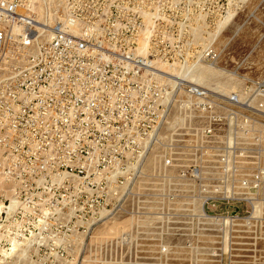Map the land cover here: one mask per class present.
Listing matches in <instances>:
<instances>
[{
  "label": "rangeland",
  "instance_id": "374dc122",
  "mask_svg": "<svg viewBox=\"0 0 264 264\" xmlns=\"http://www.w3.org/2000/svg\"><path fill=\"white\" fill-rule=\"evenodd\" d=\"M17 1L35 32L0 52V264H264L258 222H202L199 175L202 103L226 97L264 165V0ZM58 29L85 50L34 62Z\"/></svg>",
  "mask_w": 264,
  "mask_h": 264
},
{
  "label": "built area",
  "instance_id": "2783aa9c",
  "mask_svg": "<svg viewBox=\"0 0 264 264\" xmlns=\"http://www.w3.org/2000/svg\"><path fill=\"white\" fill-rule=\"evenodd\" d=\"M33 23V19L22 11L17 0H0V52L8 46L10 41L26 45L29 40H33L28 38L34 36ZM11 25L19 26L21 32L9 33L6 27ZM56 31L50 42L40 43L39 47L44 51L31 56L34 62L39 58L42 59L48 51H55L56 55L63 50H66L68 54L82 53L85 50L82 48V42L76 41L74 36H68L59 29ZM40 62L32 67L36 76L42 77L43 69L37 70ZM234 104L235 99L232 97H226L218 105L210 102L202 103V115L205 114L209 119L221 118L218 127L208 120L207 124L200 129L202 156L200 155L199 175L203 198L202 222L205 225L215 224L219 232L228 223L231 230L233 228L232 232H236L239 220L244 222L255 220L258 223L254 225V229L259 233L256 237L257 243L264 245V224L262 223L264 206L261 203L256 204L255 210L253 209L254 192L264 190V187L260 186V183L264 182V165L258 166L255 173L252 171L247 154L249 149L247 140L250 139L251 127L250 113L243 110L238 116ZM216 106L225 107L223 114H215L213 109ZM241 106L249 109L246 102ZM238 135L244 137L243 148L237 146ZM238 149L240 151H237Z\"/></svg>",
  "mask_w": 264,
  "mask_h": 264
},
{
  "label": "bare ground",
  "instance_id": "6f19581e",
  "mask_svg": "<svg viewBox=\"0 0 264 264\" xmlns=\"http://www.w3.org/2000/svg\"><path fill=\"white\" fill-rule=\"evenodd\" d=\"M189 75V74H188ZM115 227V226H114ZM110 228V227H109ZM116 229V228H115ZM109 230V229H108ZM110 230H112V228H110Z\"/></svg>",
  "mask_w": 264,
  "mask_h": 264
}]
</instances>
